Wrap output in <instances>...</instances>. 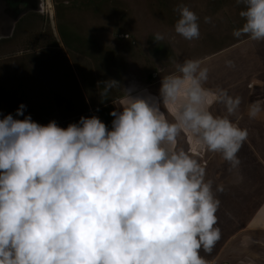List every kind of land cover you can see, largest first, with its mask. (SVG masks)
<instances>
[{
    "label": "clouds",
    "instance_id": "clouds-1",
    "mask_svg": "<svg viewBox=\"0 0 264 264\" xmlns=\"http://www.w3.org/2000/svg\"><path fill=\"white\" fill-rule=\"evenodd\" d=\"M242 3L233 37L264 42V0ZM176 10L174 31L198 38L197 14L183 4ZM208 73L201 60L186 59L162 76L158 97L123 87L110 127L96 115L66 128L41 124L23 103L0 118V264H208L201 250L211 253L221 239L216 193L225 185L213 188L196 154L219 153L238 182L237 153L248 137L236 122L242 98L205 87ZM98 83L101 103L121 86ZM245 111L261 118L264 100ZM181 137L191 147H178Z\"/></svg>",
    "mask_w": 264,
    "mask_h": 264
},
{
    "label": "rangeland",
    "instance_id": "rangeland-1",
    "mask_svg": "<svg viewBox=\"0 0 264 264\" xmlns=\"http://www.w3.org/2000/svg\"><path fill=\"white\" fill-rule=\"evenodd\" d=\"M37 1L33 7L30 0H0V118L15 116L23 103L24 114L41 124L56 120L66 128L82 115H96L110 127L123 87L133 96L158 97L162 76L186 59L209 68L205 87H228L233 96L240 76L264 81V42L232 35L243 24L242 0ZM179 4L199 17L198 38L187 40L174 31ZM158 32L164 39L156 42ZM110 78L121 86L101 103L98 82ZM220 108L214 104L211 110L219 114ZM184 140L179 139L186 149ZM196 155L203 159V153Z\"/></svg>",
    "mask_w": 264,
    "mask_h": 264
},
{
    "label": "crops",
    "instance_id": "crops-1",
    "mask_svg": "<svg viewBox=\"0 0 264 264\" xmlns=\"http://www.w3.org/2000/svg\"><path fill=\"white\" fill-rule=\"evenodd\" d=\"M244 74L251 77L248 71ZM258 79L248 80L246 76H240L236 80V95L246 106L252 101L264 100V81ZM230 80L235 81V78ZM230 90L234 89L230 87ZM243 103L241 118L237 120L242 123L240 127L248 130V137L237 153L241 160L239 174L242 179L236 181L219 153L205 152L200 161L206 168L205 178L213 181L214 189L221 182L225 185L223 192L216 193L221 202L216 213L221 239L211 253L201 250V255L214 264H264V116L249 119ZM223 111L221 105L219 114ZM184 141L186 149L191 147L186 137ZM177 146L185 147L179 140Z\"/></svg>",
    "mask_w": 264,
    "mask_h": 264
},
{
    "label": "flooded vegetation",
    "instance_id": "flooded-vegetation-1",
    "mask_svg": "<svg viewBox=\"0 0 264 264\" xmlns=\"http://www.w3.org/2000/svg\"><path fill=\"white\" fill-rule=\"evenodd\" d=\"M39 2L37 1V0H30V2H29V5L30 6H33V7H37L36 5H39L38 4ZM44 4H46V3H44ZM23 7V6H22ZM47 11V10H46Z\"/></svg>",
    "mask_w": 264,
    "mask_h": 264
},
{
    "label": "bare ground",
    "instance_id": "bare-ground-1",
    "mask_svg": "<svg viewBox=\"0 0 264 264\" xmlns=\"http://www.w3.org/2000/svg\"><path fill=\"white\" fill-rule=\"evenodd\" d=\"M48 9V8H47ZM261 85H262V83H261ZM135 87L137 88V86L136 85H131V90H134L135 89Z\"/></svg>",
    "mask_w": 264,
    "mask_h": 264
},
{
    "label": "built area",
    "instance_id": "built-area-1",
    "mask_svg": "<svg viewBox=\"0 0 264 264\" xmlns=\"http://www.w3.org/2000/svg\"><path fill=\"white\" fill-rule=\"evenodd\" d=\"M208 264H214L213 262H208Z\"/></svg>",
    "mask_w": 264,
    "mask_h": 264
}]
</instances>
